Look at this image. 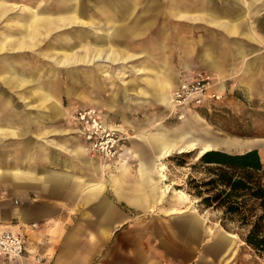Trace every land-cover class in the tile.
Returning a JSON list of instances; mask_svg holds the SVG:
<instances>
[{"label": "crops", "instance_id": "0c3cea01", "mask_svg": "<svg viewBox=\"0 0 264 264\" xmlns=\"http://www.w3.org/2000/svg\"><path fill=\"white\" fill-rule=\"evenodd\" d=\"M131 2L52 0L39 3L36 9L0 0V193L7 196L0 199V231L18 232L27 240L25 256L0 259V264L206 263L202 241L196 238L203 220L196 217L182 227L190 238L141 237L140 226L129 220L132 208L146 209L166 200L165 187L158 185L155 163L161 161L160 151L172 149V143L158 137L162 134L157 127L160 124H155L161 122L141 124L120 110L123 122L134 128V135L143 137L144 130L152 127L154 135L144 145L127 148L129 157L113 160L111 170V162L104 166L91 158L75 135L70 111L60 105L63 101L56 95L57 85L25 67V50L46 45L39 55L51 60L45 62L50 66L49 75L63 67L69 73L66 89L71 90L79 81L74 71L77 65L132 58L134 54L114 45L118 36L141 34L146 27L140 23L151 27L157 18L126 23ZM168 14L178 21L206 22L216 28L209 30L210 34L197 31L192 37L179 38L181 70L216 72L219 83L240 68L264 77V55L252 57L259 52L257 41L261 39L252 22L264 19V0H196L194 6L173 1ZM53 34L59 35L48 41ZM9 51L16 54L8 55ZM160 62H148L137 69L151 71L155 66L156 71L145 76L147 87L138 90L144 99L135 101L160 102L166 107L173 83L166 59ZM86 70V78L91 79L92 69ZM29 85L28 93L4 90ZM239 141L245 145L236 147L238 150L256 142ZM130 160L135 162L130 164ZM130 168L135 171L132 179ZM170 210L178 211L174 206ZM189 210L195 211L194 207ZM115 230V237L109 238ZM230 241L226 236L217 243L230 250Z\"/></svg>", "mask_w": 264, "mask_h": 264}, {"label": "rangeland", "instance_id": "374dc122", "mask_svg": "<svg viewBox=\"0 0 264 264\" xmlns=\"http://www.w3.org/2000/svg\"><path fill=\"white\" fill-rule=\"evenodd\" d=\"M7 1L14 3V5L23 3L37 9L39 3H50L52 0ZM87 1L93 4L99 0ZM173 1L189 6L196 4V0H132V2L130 0L133 8L126 13V23L142 18L153 20L157 18L151 27L146 22H141L140 25L143 28L146 27V31L143 32L142 30L141 34L118 36L114 45L122 52L134 54V56L121 62L96 60L87 65H77L78 68L74 71L79 81L74 83L71 90L66 89L69 73L63 67H59L60 69H57L53 75H49L50 66L45 62L50 63L51 60L39 55V51L45 50L46 45H42L40 49L38 45L33 50H25L23 54L25 67L31 69L37 76L42 75L44 80L57 85L58 93L56 95L61 96L63 101L60 105L67 107L68 112L70 111L71 126L76 129L74 133L79 136L85 148L90 147V143L78 131L79 125L74 119L77 110L93 109L100 115L105 126L119 128L113 135V138L117 139L112 148V151H115L114 154L112 152L107 158L103 154L87 151L88 155L97 156L106 161L108 159V162H111V170L115 164L113 160L122 157L121 154L126 151V148H130L133 144L144 145V141H148L154 135L153 127L149 131L144 130L143 137L140 136L139 138V136L134 135V128L123 122L119 113L120 110L124 111L130 119L138 120L141 124L147 121L145 125L154 124L157 121L161 122L155 124H160L157 127L160 128L162 134L158 137L172 143L171 151L169 150V153L164 155L161 150V156H159L161 161L156 160L155 163L157 171L159 170L158 166L164 165V168L158 171L160 180L158 185L165 187L166 200L146 209L132 208L131 219L129 220L140 226L141 237L190 238L189 234H184L182 227L197 217L203 220L201 230L196 238L202 241L201 248L205 257V264H264V256L243 240L245 229L225 216L221 210L202 204L200 198L190 189L189 176L192 175L194 178L202 176L199 168L194 170L191 165L198 162V157L205 151L206 145L211 148L217 144L212 145L209 142L197 144L196 138L182 141L183 136L190 134V131H183L190 129L204 137H218L220 142H225L219 146V149L228 152L239 153L256 148L262 163H264V91H262L264 90V77L260 76V72L250 71L251 73H249L240 68L233 70L232 76L224 78L219 83L216 80L218 77L216 72L204 69L181 70L178 62L179 38L183 35L184 37L186 35L192 37V34L197 31L201 34H210L209 30H216V28L211 27L206 22L175 20L173 16L168 14V6ZM92 9L94 8L92 7ZM120 10H122V6ZM252 24L254 31L259 33L258 36L261 38L257 41L259 52H255L252 57L262 56L264 55V19L252 22ZM180 32L184 34H180ZM57 35L59 34H53L48 41H52ZM253 47L256 49L255 44ZM7 54L14 55L16 53L9 51ZM163 58L166 59V66L169 68L173 90L185 74L192 75L202 72L213 77L207 97L198 104H177V108L171 111L169 110V98L166 105L167 109L160 102H137V99H144V94L138 90L146 86L145 76L152 75L156 68L153 66L151 71L137 69L148 62L157 65V63H161ZM87 67L92 69V71L90 70L91 79L86 78ZM177 80L179 81L177 82ZM31 87L32 85L15 89L5 87L4 90L9 94L28 93ZM213 93L216 95L211 96L210 94ZM182 106L190 109H184L182 116L179 117ZM174 139H178L176 144ZM247 139L256 142L249 148L236 149V147L245 145L239 140ZM101 141H105V137ZM134 162L130 160V164ZM132 168L135 170V167ZM103 173L105 174V172ZM134 173L135 171H131L130 168L128 175L131 179L134 178ZM161 173L164 174V178L161 177ZM110 186L109 184V192L112 190ZM124 202L123 206L126 209L127 204ZM172 206L176 207L178 211L171 213ZM190 207H194L195 211L189 210ZM180 210L183 211L179 212ZM146 228L148 229L144 230ZM179 228L181 229L179 230ZM116 232L117 230L111 232L109 238H114ZM226 236L231 239L228 246L231 247L230 250L217 243Z\"/></svg>", "mask_w": 264, "mask_h": 264}, {"label": "trees", "instance_id": "16d2710c", "mask_svg": "<svg viewBox=\"0 0 264 264\" xmlns=\"http://www.w3.org/2000/svg\"><path fill=\"white\" fill-rule=\"evenodd\" d=\"M191 168V191L207 207L219 209L245 229L243 240L264 256V163L256 148L232 153L205 150Z\"/></svg>", "mask_w": 264, "mask_h": 264}, {"label": "built area", "instance_id": "2783aa9c", "mask_svg": "<svg viewBox=\"0 0 264 264\" xmlns=\"http://www.w3.org/2000/svg\"><path fill=\"white\" fill-rule=\"evenodd\" d=\"M212 79L213 77L202 72L185 74L173 90L174 101L178 105L200 103L207 97L208 89L212 86ZM74 119L79 125L78 131L90 143V147H86L87 151H94L105 156L112 154L113 145L117 141L113 135L119 128L105 126L100 115L93 109L77 110ZM104 137L105 141H101ZM5 198L7 196L0 193V199ZM14 201L17 202V200ZM26 252L27 240L24 235L9 230L0 231V259L22 258Z\"/></svg>", "mask_w": 264, "mask_h": 264}, {"label": "bare ground", "instance_id": "6f19581e", "mask_svg": "<svg viewBox=\"0 0 264 264\" xmlns=\"http://www.w3.org/2000/svg\"><path fill=\"white\" fill-rule=\"evenodd\" d=\"M21 60V59H20ZM23 65V64H22ZM218 82H219V80H218V78L216 79ZM169 97V96H168ZM169 110L171 111V110H174V109H176L177 108V104L175 103V101H174V99H173V90H172V93H171V95H170V97H169ZM165 104V103H164ZM181 108V113H180V115H179V117H181L182 116V112H183V110L184 109H186L187 107H185V106H182V107H180ZM46 127V126H45ZM144 130V129H143ZM141 135V134H140ZM206 146H209V145H206ZM205 146V147H206ZM165 147V146H164ZM166 148V147H165ZM87 149V148H86ZM169 148H167V149H164V150H162L163 151V153H164V155L166 154H168L169 153ZM161 155V154H160ZM163 155V156H164ZM107 156V158L109 157L108 155H106ZM121 156L122 157H120L118 160H126L128 157H129V154H128V152H127V148H126V151L124 152V153H122L121 154ZM90 157L91 158H95V159H98L104 166L105 165H107L109 162H108V159H107V161L105 160V159H100L99 157H97V156H91L90 155ZM111 160V159H110ZM145 164V163H144ZM161 164V163H160ZM162 168H164V165L162 164V165H160V166H158V169L160 170V169H162ZM158 170V171H159ZM161 177L162 178H164V174L163 173H161Z\"/></svg>", "mask_w": 264, "mask_h": 264}, {"label": "water", "instance_id": "95a60500", "mask_svg": "<svg viewBox=\"0 0 264 264\" xmlns=\"http://www.w3.org/2000/svg\"><path fill=\"white\" fill-rule=\"evenodd\" d=\"M188 131H190L189 132L190 134L183 136V138H182L183 142H185V140L189 141L192 138H196L197 139V144H199V143L202 144V143H205V142H209L212 145H214V144H217L218 142H220L219 138L216 137V136H211V137H206L205 136L204 137L203 135H199V134L196 133V131H193V130H190V129H185V131H183V132H188ZM174 140H175L174 142L176 144L178 139H174ZM209 149H219V145L211 147ZM209 149H207V150H209ZM185 151H187V150H185Z\"/></svg>", "mask_w": 264, "mask_h": 264}]
</instances>
